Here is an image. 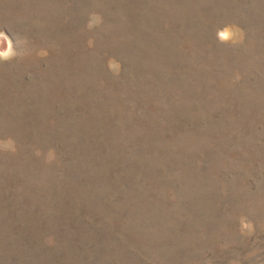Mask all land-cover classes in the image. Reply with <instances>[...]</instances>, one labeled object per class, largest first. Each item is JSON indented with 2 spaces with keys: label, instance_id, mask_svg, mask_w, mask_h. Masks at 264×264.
Segmentation results:
<instances>
[{
  "label": "rangeland",
  "instance_id": "obj_1",
  "mask_svg": "<svg viewBox=\"0 0 264 264\" xmlns=\"http://www.w3.org/2000/svg\"><path fill=\"white\" fill-rule=\"evenodd\" d=\"M0 33V264H264V0H0Z\"/></svg>",
  "mask_w": 264,
  "mask_h": 264
},
{
  "label": "clouds",
  "instance_id": "obj_2",
  "mask_svg": "<svg viewBox=\"0 0 264 264\" xmlns=\"http://www.w3.org/2000/svg\"><path fill=\"white\" fill-rule=\"evenodd\" d=\"M4 33H0V37H4ZM217 36L221 41H226L232 38L233 33L230 28L225 27L217 32ZM15 55V52L11 48V39L8 38V49H0V59H9L11 56Z\"/></svg>",
  "mask_w": 264,
  "mask_h": 264
}]
</instances>
